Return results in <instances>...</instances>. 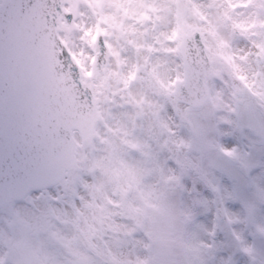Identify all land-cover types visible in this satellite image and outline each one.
I'll list each match as a JSON object with an SVG mask.
<instances>
[{
	"label": "snow or ice",
	"instance_id": "snow-or-ice-1",
	"mask_svg": "<svg viewBox=\"0 0 264 264\" xmlns=\"http://www.w3.org/2000/svg\"><path fill=\"white\" fill-rule=\"evenodd\" d=\"M76 33L93 53L90 69L73 51ZM62 56L93 89L80 145L40 135L46 103L80 107ZM169 64L170 82L160 71ZM114 86L132 109L116 128L97 98L99 91L107 101ZM224 89L236 120L220 118L209 139L204 121L221 108ZM149 91L166 103H151ZM168 112L177 132H169ZM233 123L250 140L243 155L220 139L231 133L219 124ZM165 133L188 138L181 135L172 151L168 140L160 143ZM96 141L104 146L99 155ZM78 147L93 149L87 167L76 160ZM0 206L16 226L18 264H241V256L257 264L264 255V0H17L0 16ZM205 247L211 254L198 255Z\"/></svg>",
	"mask_w": 264,
	"mask_h": 264
},
{
	"label": "clouds",
	"instance_id": "clouds-1",
	"mask_svg": "<svg viewBox=\"0 0 264 264\" xmlns=\"http://www.w3.org/2000/svg\"><path fill=\"white\" fill-rule=\"evenodd\" d=\"M199 2L204 3L206 0H199ZM79 22V21H78ZM83 23L86 25L91 24V20L85 16L83 19ZM80 33L75 34V38L73 40V51L76 53L77 58L81 59L85 65L86 68H91V61L90 57L93 55L91 49L87 47V45L83 44L81 40L79 39ZM238 47H245L243 43L238 45ZM83 53V54H81ZM61 60L63 61V71L68 72L69 71V65H71V80L68 81L69 86H72L73 84L75 87H73L72 91L73 94L77 98V104L80 105L79 108H77L74 113H84L87 114L90 111L91 103H92V92L93 89L91 88H85V86L81 83V73L79 69L76 67V65L72 62L71 57L62 56ZM98 62L103 64L105 62V57L103 54L100 55L98 58ZM162 62V58H161ZM174 66L169 64L166 67H161L160 71L161 73H167L169 82L175 80V71H173ZM88 83H96L95 81H88ZM148 85H145V88H147ZM223 88V85H221L219 82H217L216 85V91H220ZM113 92H116V96L113 97ZM107 101L104 100V94H101L99 91L97 92V98L101 102V108L103 113L106 115V119H108V122L112 128H116L118 125L122 124L124 121L123 113L130 112L132 109L130 106L127 105L126 100L121 99V95L119 90L114 86L111 90H109L107 93ZM215 95V93H213ZM148 99L151 103L155 104H165L166 99L163 95L156 96L152 95L151 91L148 92ZM231 103L230 96L228 95L227 89H224V95L222 97L221 101V108L216 110L214 114L210 115L205 121V127L209 130L208 135L209 139L215 138V133L211 131V128L213 125H216L220 118H228L232 119L234 122L236 120V117L232 115L229 111V105ZM123 105V107H121ZM147 108V104L145 105ZM170 108V105H168ZM208 110L211 111V105L208 106ZM111 112V115L108 116L107 114ZM165 118L167 120V123L169 125V132H177L176 125L179 123L178 121L173 119V115L171 112H168L165 114ZM99 131L101 138L105 137L106 130L103 127L102 123H99ZM219 127L221 131L229 132L231 133L228 137L220 138L222 142H224L225 147H235L240 152L241 155H243L246 151L249 150V138L246 137V133H242L239 129V127L236 125V123H233V125H224L219 124ZM147 126L145 129V132L147 133ZM181 135H183L184 139L187 140V133H178L177 135L170 136L168 133H165L164 137L161 138L160 143L163 144L165 140L169 141V148L172 151H175L177 146L180 143ZM77 145H80L82 143V138L77 137L76 140ZM104 146L99 142L96 141L95 143V149L97 150L96 154L99 155V150L102 149ZM153 148L156 150L158 149V146L156 144H153ZM183 151H187L186 149H182ZM77 156L76 160L78 164L82 167H87L90 158L91 153L93 152L92 148L88 147H78L77 149ZM168 155V152L165 151L162 154V159ZM62 191V190H61ZM55 189H52V195H55ZM45 201H37V204L41 207L44 205ZM48 203H53L57 207H61L62 205H59L56 201H48ZM17 232H16V226L12 223V215L9 212V210L4 207L0 206V262L2 264H18L20 259L22 258L20 255L19 248L17 247ZM132 245L129 244L126 251H131ZM50 255L55 256L57 260L63 261L62 256H58L54 251L49 250ZM211 252L209 249L200 248L198 255L200 256H208ZM134 258V257H131ZM244 264H250V261L246 257ZM257 264H264V255L257 257Z\"/></svg>",
	"mask_w": 264,
	"mask_h": 264
},
{
	"label": "water",
	"instance_id": "water-1",
	"mask_svg": "<svg viewBox=\"0 0 264 264\" xmlns=\"http://www.w3.org/2000/svg\"><path fill=\"white\" fill-rule=\"evenodd\" d=\"M4 2L0 6V16H7L17 0H5ZM57 115L59 123L57 122ZM44 120L45 123L40 128L41 139L58 140L61 145L72 142L71 132L75 129L82 135L86 124V118L81 113H74L69 108L62 107L60 102L55 101L46 103Z\"/></svg>",
	"mask_w": 264,
	"mask_h": 264
},
{
	"label": "rangeland",
	"instance_id": "rangeland-1",
	"mask_svg": "<svg viewBox=\"0 0 264 264\" xmlns=\"http://www.w3.org/2000/svg\"><path fill=\"white\" fill-rule=\"evenodd\" d=\"M237 208H238V206H237ZM237 228H238V229H244V225H243V224H238V225H237ZM224 259H225V261L228 260V255H227V254L225 255ZM245 259H246V257H242V256L239 257V260L241 261V264H244Z\"/></svg>",
	"mask_w": 264,
	"mask_h": 264
}]
</instances>
